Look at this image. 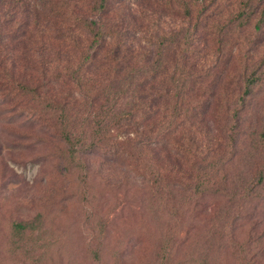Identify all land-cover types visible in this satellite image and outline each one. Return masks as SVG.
<instances>
[{
	"label": "rangeland",
	"instance_id": "1",
	"mask_svg": "<svg viewBox=\"0 0 264 264\" xmlns=\"http://www.w3.org/2000/svg\"><path fill=\"white\" fill-rule=\"evenodd\" d=\"M96 49L84 77L100 99L89 116L77 104L72 156L48 99L77 98L57 71ZM159 51L166 90L183 75L166 94L165 151L147 74L120 105L132 116L94 118L122 75L112 56L126 72ZM259 177L264 0H0V264H264Z\"/></svg>",
	"mask_w": 264,
	"mask_h": 264
},
{
	"label": "trees",
	"instance_id": "2",
	"mask_svg": "<svg viewBox=\"0 0 264 264\" xmlns=\"http://www.w3.org/2000/svg\"><path fill=\"white\" fill-rule=\"evenodd\" d=\"M106 2V0H99V4L101 7ZM92 24V23H90ZM94 35L98 37L100 35V29H97L96 32H94ZM93 46L95 47V43H93ZM97 49L94 51L89 57L85 56L83 58V62L81 64L77 63L76 67H71V65H67V67L63 66L57 71L58 74L64 72V75L62 77L70 79L72 78L75 81V88L76 90L79 89L80 93H77V98L73 97L74 92H71V95L67 94L64 97L58 98V100H62L63 103H60L57 100L55 96L52 98H49V109L52 111L51 114H59V124L62 126V129H60V133L63 134L65 138V142L72 146V148L69 150L70 155H74L77 150H75V145L79 141V138L77 136V132L74 133V130L78 128L80 121L77 118V116H74L78 112L77 104L80 103L82 106L83 112L86 114L88 112V116L91 114V106L98 102L100 99L98 97V94H93L92 89L88 88L86 86L85 82V68L86 65L89 64L88 58L94 59L97 57ZM61 53L59 54L58 59L61 57ZM119 54L118 52L115 53L112 56V61L115 62V67L117 72H122V75L119 77V79L116 80V83H108L106 87H104L103 94H104V104L97 107V111L94 115V118L96 119V124L98 126L105 124L107 126L111 122L119 123L121 119L127 118L132 116V108L140 109L138 106L133 105H127L121 109L120 105L124 102L126 99L128 102V98L133 95V99H136V89L138 85L135 86V79L137 76H142L143 74H147L149 76V79L151 78V82L149 83V93L146 105V111H147V118L151 123L152 127V136H154V141H152V144L157 146L156 148L166 150V94L168 93H174L175 95L180 94L182 91L183 84L181 83L183 79V75L179 73L180 71L173 72V76L171 79L175 80V83L171 84L174 85L173 89L169 86L166 90V62L163 63V53L162 51L156 52L155 57L152 56L150 60V64L148 67H140V68H130L126 72L123 70V66H120L118 64ZM12 73H13V67H14V61L12 60L11 63ZM89 65L88 67H90ZM179 73V74H178ZM10 74L9 78H13ZM178 76L175 78V75ZM168 77V76H167ZM141 84V83H140ZM24 91L27 93H36V89H31L27 87H22ZM82 89V91L80 90ZM91 94V95H90ZM101 96V95H100ZM139 98H143L142 95L138 96ZM126 102V103H127ZM76 110V112H73ZM72 113V115H71ZM88 152H91V149L88 150ZM264 180V177H259L257 182H251V185L248 188L249 191L255 192L256 187L259 186V183L262 184ZM18 229H24L26 225H19L17 224Z\"/></svg>",
	"mask_w": 264,
	"mask_h": 264
}]
</instances>
